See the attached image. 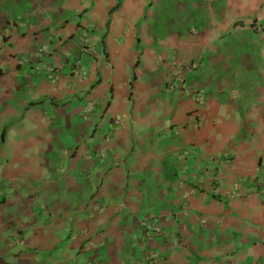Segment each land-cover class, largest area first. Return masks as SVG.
I'll list each match as a JSON object with an SVG mask.
<instances>
[{
    "label": "crops",
    "instance_id": "obj_1",
    "mask_svg": "<svg viewBox=\"0 0 264 264\" xmlns=\"http://www.w3.org/2000/svg\"><path fill=\"white\" fill-rule=\"evenodd\" d=\"M0 264H264V0H0Z\"/></svg>",
    "mask_w": 264,
    "mask_h": 264
},
{
    "label": "built area",
    "instance_id": "obj_2",
    "mask_svg": "<svg viewBox=\"0 0 264 264\" xmlns=\"http://www.w3.org/2000/svg\"><path fill=\"white\" fill-rule=\"evenodd\" d=\"M73 76L78 82H84L87 78V72L86 70L79 68V67H74L72 70ZM57 78H55L56 80ZM184 87V79L182 76L178 74V71L175 70V72L172 75L171 80L168 82V88L172 91L180 90L183 89ZM197 102L199 104H205V100L202 98H198ZM247 194V192H243L239 189H235L234 192L232 193V198H242ZM157 255L154 256V259H157Z\"/></svg>",
    "mask_w": 264,
    "mask_h": 264
}]
</instances>
